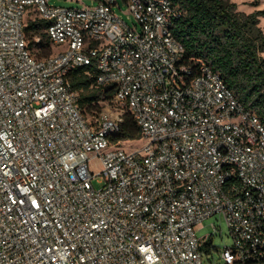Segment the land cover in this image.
<instances>
[{
    "label": "built area",
    "instance_id": "2783aa9c",
    "mask_svg": "<svg viewBox=\"0 0 264 264\" xmlns=\"http://www.w3.org/2000/svg\"><path fill=\"white\" fill-rule=\"evenodd\" d=\"M124 2L134 26L117 0H0V264H205L214 214L232 238L217 258L264 264V123L186 53L171 0ZM26 12L54 52L29 43ZM89 65L140 145L115 138L121 112L85 114L69 73Z\"/></svg>",
    "mask_w": 264,
    "mask_h": 264
},
{
    "label": "trees",
    "instance_id": "16d2710c",
    "mask_svg": "<svg viewBox=\"0 0 264 264\" xmlns=\"http://www.w3.org/2000/svg\"><path fill=\"white\" fill-rule=\"evenodd\" d=\"M181 11L173 23L174 35L182 42L188 55L200 57L219 71L227 85L246 107L253 109L264 123V30L259 16L264 7L245 12L232 0H171ZM40 18L29 20L25 26L29 43L38 35L37 54L50 53L49 40ZM95 67L77 66L69 79L78 93V102L89 112L100 111L98 100L109 99L114 89L110 84L94 82ZM140 126L130 112H122L116 139H137Z\"/></svg>",
    "mask_w": 264,
    "mask_h": 264
},
{
    "label": "rangeland",
    "instance_id": "374dc122",
    "mask_svg": "<svg viewBox=\"0 0 264 264\" xmlns=\"http://www.w3.org/2000/svg\"><path fill=\"white\" fill-rule=\"evenodd\" d=\"M51 2L55 4H61V5H67V6H86V5H92L97 2V0H50ZM237 3V8L245 11L250 12L255 9H261L264 7V0H232ZM114 10L122 17L124 18L127 23L131 26H134L137 24L136 18L133 16L132 13H130L126 9V3L124 0H117V4L113 6ZM32 16V14L26 12L23 16L24 23L27 25L29 22V18ZM259 26L264 30V15L259 16ZM49 52H54L53 48H50ZM261 55L264 56V50L261 51ZM110 99V98H109ZM109 99H101L99 102L100 108H111L114 111L124 112L126 109L121 107V105L114 101H108ZM87 115L89 112L86 110ZM142 143V139L137 138L132 141H127L123 143L125 146H138ZM199 228L196 230V234L198 236H202L205 234H208V240L205 244H203L202 247H204V250L209 246L210 241L212 242V249L210 254L207 255V252L204 251L203 253V259L205 264H224L220 259L217 258V248L222 245H230L231 244V236L228 232V226L226 223V220L223 216L219 214H214L207 216L203 218L199 223ZM212 262L209 263V260Z\"/></svg>",
    "mask_w": 264,
    "mask_h": 264
}]
</instances>
